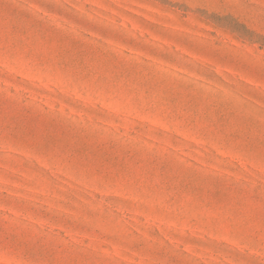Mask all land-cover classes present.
Masks as SVG:
<instances>
[{"label": "rangeland", "instance_id": "rangeland-1", "mask_svg": "<svg viewBox=\"0 0 264 264\" xmlns=\"http://www.w3.org/2000/svg\"><path fill=\"white\" fill-rule=\"evenodd\" d=\"M0 264H264V0H0Z\"/></svg>", "mask_w": 264, "mask_h": 264}]
</instances>
